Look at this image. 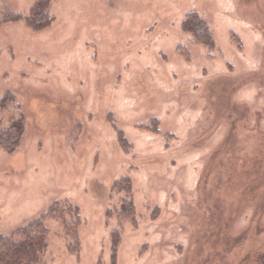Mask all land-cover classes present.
<instances>
[{
  "label": "rangeland",
  "instance_id": "rangeland-1",
  "mask_svg": "<svg viewBox=\"0 0 264 264\" xmlns=\"http://www.w3.org/2000/svg\"><path fill=\"white\" fill-rule=\"evenodd\" d=\"M0 0V232L55 201L41 264H264V0ZM202 17L215 48L183 29ZM131 179L135 221L117 181ZM66 208V207H63Z\"/></svg>",
  "mask_w": 264,
  "mask_h": 264
},
{
  "label": "trees",
  "instance_id": "trees-1",
  "mask_svg": "<svg viewBox=\"0 0 264 264\" xmlns=\"http://www.w3.org/2000/svg\"><path fill=\"white\" fill-rule=\"evenodd\" d=\"M50 1L37 0L31 8L30 14L25 16L30 27L42 30L51 24L52 17L48 11ZM182 26L185 32L191 34L194 42L211 49L215 48L216 43L211 30L206 21L197 13H189ZM15 102V97L11 92L5 93L0 98V110L2 112L8 111ZM24 131L22 117L13 119L6 131L1 129L0 120V148L8 153L15 152L21 144ZM114 189L124 191L125 196L122 198L121 208L108 213V216L115 215L119 221H135L136 207L132 197L131 179L122 178L115 183ZM64 210H67L68 214L73 217L64 222L66 232L77 243L79 240L77 229L81 224L79 208L69 203L62 204L61 201H55L46 213L18 228L13 233L0 232V264H41L47 248L48 227L45 221L61 215Z\"/></svg>",
  "mask_w": 264,
  "mask_h": 264
}]
</instances>
